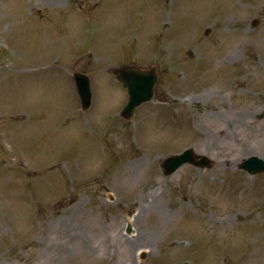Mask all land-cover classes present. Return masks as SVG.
I'll return each mask as SVG.
<instances>
[{
    "label": "rangeland",
    "instance_id": "374dc122",
    "mask_svg": "<svg viewBox=\"0 0 264 264\" xmlns=\"http://www.w3.org/2000/svg\"><path fill=\"white\" fill-rule=\"evenodd\" d=\"M263 112L264 0H0V264H264Z\"/></svg>",
    "mask_w": 264,
    "mask_h": 264
},
{
    "label": "water",
    "instance_id": "95a60500",
    "mask_svg": "<svg viewBox=\"0 0 264 264\" xmlns=\"http://www.w3.org/2000/svg\"><path fill=\"white\" fill-rule=\"evenodd\" d=\"M113 72L116 78L122 82V85L127 88L129 100L122 110V115L129 118L133 115L137 105L152 98L154 85L158 78L157 72L154 66L150 69H143L134 64L117 66L113 68ZM74 78L77 83L82 106L83 108H87L91 103L92 97L90 78L79 71L74 73ZM197 156L193 148L186 149L181 154L168 156L163 163L165 173L174 172L185 162H191L198 166H205L211 163L207 156H199V159H197ZM241 166L255 172L264 169V161L251 157L243 162Z\"/></svg>",
    "mask_w": 264,
    "mask_h": 264
},
{
    "label": "bare ground",
    "instance_id": "6f19581e",
    "mask_svg": "<svg viewBox=\"0 0 264 264\" xmlns=\"http://www.w3.org/2000/svg\"><path fill=\"white\" fill-rule=\"evenodd\" d=\"M245 154H250L251 153V150H249V152L248 151H246V152H244ZM239 159V158H238ZM238 159L236 160V162H238Z\"/></svg>",
    "mask_w": 264,
    "mask_h": 264
}]
</instances>
